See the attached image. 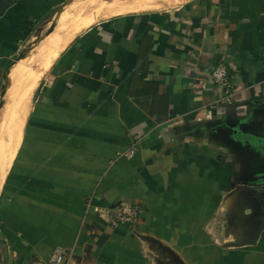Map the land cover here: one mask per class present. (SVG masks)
Returning a JSON list of instances; mask_svg holds the SVG:
<instances>
[{
	"label": "crops",
	"instance_id": "crops-1",
	"mask_svg": "<svg viewBox=\"0 0 264 264\" xmlns=\"http://www.w3.org/2000/svg\"><path fill=\"white\" fill-rule=\"evenodd\" d=\"M68 1L14 0L0 16V89ZM220 63L227 101L210 78ZM35 87L0 186V264H47L56 249L69 264H264L248 206L264 187V0L101 19ZM123 202L141 209L135 225L92 210Z\"/></svg>",
	"mask_w": 264,
	"mask_h": 264
},
{
	"label": "bare ground",
	"instance_id": "bare-ground-1",
	"mask_svg": "<svg viewBox=\"0 0 264 264\" xmlns=\"http://www.w3.org/2000/svg\"><path fill=\"white\" fill-rule=\"evenodd\" d=\"M81 4L83 5V3ZM75 5L76 4L74 2L66 4L55 15L54 19L50 23L48 31L41 38V43L37 48H35V50L39 52V55L36 57L34 56V53L30 51L29 54H27V57L17 61L11 66L6 76L7 85L5 87L4 97H6V102L9 104H3L0 122V186L6 176L11 160L20 141L21 130L24 124L25 114L27 112V103L31 92L34 88H36L35 86L38 83L41 72L45 71L49 67L51 60L56 57L58 52V42L55 36L51 33L59 27H65V23L67 22L66 25H69L70 23L69 26L71 27V29L67 31V35L70 33L69 35H71L72 38L80 30L92 25L96 18H98L100 14L102 15L103 12L101 13V11L103 6L106 7L105 4L100 7L96 6L90 14L84 17L82 16L83 14H73L76 8ZM84 8L85 7L82 9L85 11ZM125 8L126 7H124V9ZM86 10L88 9L86 8ZM110 12L113 11L111 10ZM105 13H107V11ZM63 31L62 32L65 33L66 29H63ZM59 32L61 33V31ZM69 39L70 37L67 38L62 45L66 44ZM32 60L37 64V69L28 66Z\"/></svg>",
	"mask_w": 264,
	"mask_h": 264
},
{
	"label": "rangeland",
	"instance_id": "rangeland-1",
	"mask_svg": "<svg viewBox=\"0 0 264 264\" xmlns=\"http://www.w3.org/2000/svg\"><path fill=\"white\" fill-rule=\"evenodd\" d=\"M70 1L71 0H69L66 4H70ZM177 1L178 0H111V1H107V0H95V1H93V0H73V1H71V3H75L76 5H75V12H73V14L74 15H82V16H86V15H88V14H90L91 13V11H93V9L94 8H96V6L97 7H100V6H103V4H105L106 5V7L105 6H103V9H102V11H101V13H102V15L100 14V16L98 17V18H96V20L93 22V23H95V22H97V21H99V20H101V19H105V18H107V17H110V16H113V15H117V14H122V13H127V12H131V11H139V10H146V9H151V8H158V7H165V6H172V5H175V4H177ZM113 2V3H112ZM81 3H83V5L81 4ZM85 3V4H84ZM112 3V4H111ZM115 6H114V5ZM78 5H79V7H78ZM99 5V6H98ZM112 6H113V8H112ZM83 7H85L84 9H85V11L87 12H85L82 8ZM124 7H126L125 9H124ZM86 8L88 9V10H86ZM109 8V9H108ZM82 9V10H81ZM105 9V10H104ZM115 13H113V12H110L111 10ZM121 9H123V10H121ZM83 11V12H81V11ZM110 10V11H109ZM107 11V13H105ZM124 11V12H123ZM111 15H110V14ZM104 15V16H103ZM69 23V22H68ZM92 23V24H93ZM67 24V22L65 23V27L64 26H62V27H59L58 29H55V31H53L51 34L52 35H54L55 36V38H56V40H57V42H58V45H59V49L62 47V43H64L65 42V40L67 39V38H71V35H67V31L69 30V29H71V27L69 26L70 25V23H69V25H66ZM67 27H68V29H67ZM70 27V28H69ZM63 29L65 30L66 29V32L65 33H63L64 31H63ZM47 31H48V29H47ZM46 31V32H47ZM59 31H61V33L59 32ZM63 31V32H62ZM46 32L44 33V34H46ZM43 34V35H44ZM43 37V36H42ZM41 37V38H42ZM41 38H40V41H39V43H38V46H39V44L41 43ZM35 43V42H34ZM33 43V44H34ZM32 45V44H31ZM30 45V46H31ZM30 46H28V47H26V49L24 50V51H22V53H24V52H26L28 49H30ZM35 46V45H34ZM37 46V47H38ZM61 46V47H60ZM36 47V48H37ZM32 52L34 53V56H38L39 55V52L37 51V50H32ZM27 54H29V52L27 53ZM27 54H26V57H27ZM17 58V57H16ZM15 58V59H16ZM14 59V60H15ZM14 62V61H13ZM12 62V63H13ZM11 63V64H12ZM10 66V65H9ZM29 67H31V68H35V69H37L38 67H37V64L35 63V62H33V60H32V62H30L29 63V65H28ZM3 70H7V69H3ZM4 83V81H3V76H2V78H1V85ZM32 96H33V92H32V94H31V96H30V103H29V107H30V104H31V100H32ZM6 102V98L4 97L3 98V103H5ZM1 110H2V108H1ZM2 112V111H1ZM262 194H263V197H262V199H260L261 201H257L256 200V203L255 202H249V207L251 206L252 208H254L255 210H259L260 211V213H259V215H261V217H259V215H258V217H257V214H256V216H255V220H256V228H257V226H259V220H261V223L263 222V219H264V215H263V212H264V187H263V189H262ZM247 201H249V199L247 200ZM250 201H253V200H250ZM258 205V206H257ZM263 217V218H262ZM259 219V220H258ZM0 252H1V234H0Z\"/></svg>",
	"mask_w": 264,
	"mask_h": 264
},
{
	"label": "built area",
	"instance_id": "built-area-1",
	"mask_svg": "<svg viewBox=\"0 0 264 264\" xmlns=\"http://www.w3.org/2000/svg\"><path fill=\"white\" fill-rule=\"evenodd\" d=\"M210 78L213 85L225 94L224 101H227L230 90V82L229 73L225 65L220 63L216 66L211 71ZM133 153L134 149L130 148L124 155L126 157H131ZM92 210L100 220L112 227L117 225H135L141 214V209L139 207L125 202L120 203L113 209L93 207ZM70 259L71 255L68 251L56 249L49 257L47 264H69Z\"/></svg>",
	"mask_w": 264,
	"mask_h": 264
},
{
	"label": "water",
	"instance_id": "water-1",
	"mask_svg": "<svg viewBox=\"0 0 264 264\" xmlns=\"http://www.w3.org/2000/svg\"><path fill=\"white\" fill-rule=\"evenodd\" d=\"M14 0H0V16L4 13V11L13 3ZM73 1V0H71ZM70 1V3H71ZM107 1H111V0H107ZM65 6V5H64ZM62 8V7H61ZM60 8V9H61ZM59 9V10H60ZM58 10V12H59ZM57 12V13H58ZM40 39H38L37 41V44L39 43ZM29 51H26L24 53H21L20 55H18V57L14 60V62L7 68V70L4 71V74H3V81L4 83L1 85V89H0V108L3 107V98H4V95H5V87L7 85V74L9 72V69L11 68L12 65H14L17 61L21 60V59H24L26 57V54L28 53ZM264 227V219H263V222H262V225L261 227L259 228V230L257 231V233L259 234V232L261 231V229ZM258 234H256L255 236L257 237Z\"/></svg>",
	"mask_w": 264,
	"mask_h": 264
},
{
	"label": "flooded vegetation",
	"instance_id": "flooded-vegetation-1",
	"mask_svg": "<svg viewBox=\"0 0 264 264\" xmlns=\"http://www.w3.org/2000/svg\"><path fill=\"white\" fill-rule=\"evenodd\" d=\"M258 206V205H257ZM263 215H264V212H263ZM259 220V219H258Z\"/></svg>",
	"mask_w": 264,
	"mask_h": 264
},
{
	"label": "trees",
	"instance_id": "trees-1",
	"mask_svg": "<svg viewBox=\"0 0 264 264\" xmlns=\"http://www.w3.org/2000/svg\"><path fill=\"white\" fill-rule=\"evenodd\" d=\"M9 67V65L7 66V68Z\"/></svg>",
	"mask_w": 264,
	"mask_h": 264
}]
</instances>
